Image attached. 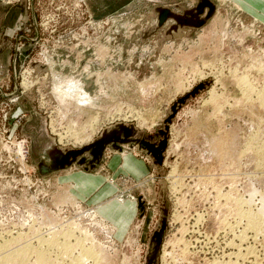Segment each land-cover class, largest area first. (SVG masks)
Wrapping results in <instances>:
<instances>
[{"label": "rangeland", "instance_id": "obj_1", "mask_svg": "<svg viewBox=\"0 0 264 264\" xmlns=\"http://www.w3.org/2000/svg\"><path fill=\"white\" fill-rule=\"evenodd\" d=\"M199 1L0 0V257L54 236L75 255L80 241L94 247L99 264H264V223L255 233L245 217L264 210V0H211L202 26L172 37L173 19L157 28L159 8L185 15ZM118 124L135 146L157 147L167 131L162 163L141 147L151 169L142 180L117 163L103 169L112 197L138 202L126 231L69 193L65 176L100 173L99 163L38 167Z\"/></svg>", "mask_w": 264, "mask_h": 264}, {"label": "crops", "instance_id": "obj_2", "mask_svg": "<svg viewBox=\"0 0 264 264\" xmlns=\"http://www.w3.org/2000/svg\"><path fill=\"white\" fill-rule=\"evenodd\" d=\"M244 1H247L248 3H245ZM237 2L240 4H251L250 0H237ZM250 9H252V7ZM188 34L190 35L191 33ZM167 41L177 42L178 39L176 37L173 40ZM161 53H163V48L160 47L155 49V54L162 55ZM14 55L16 58L17 54ZM119 144L120 146L121 144L124 146L118 149V152H114L111 155L109 154L108 157H106L107 153L104 152L102 159L98 162V166H100V173L95 171L69 172L65 177L72 182V187L70 189L71 192H69L71 195L74 196L75 194L78 198L84 200L85 202H89L94 205L98 204V210L101 215L115 223V228L118 231H126L138 213V202L132 198L120 200L112 197V195L117 191V188L113 183L115 177L111 174L110 176L112 177V181H109L107 176H103V174L108 173L103 169H107L108 167L109 169L113 168L115 167L114 164L117 163L119 170H123L125 175H129V177H132L135 180H142L151 173V169L148 167V163H150V161H147L141 156V153L143 152L140 149L143 148L130 144V142L126 145L125 143ZM138 150H140V152ZM77 175L80 179L82 177L85 178L84 181L76 179ZM110 196L112 198L104 202V198Z\"/></svg>", "mask_w": 264, "mask_h": 264}, {"label": "water", "instance_id": "obj_3", "mask_svg": "<svg viewBox=\"0 0 264 264\" xmlns=\"http://www.w3.org/2000/svg\"><path fill=\"white\" fill-rule=\"evenodd\" d=\"M205 7H208L209 10L206 16H203L202 14L204 13ZM215 10H216V5L211 0H200L198 6L194 9V11L185 9L184 10L185 15L173 9L167 7H161L157 10L158 12L157 28L161 29L168 22L169 19H173L175 23L172 24V26L170 27L171 30L168 31L169 32L168 34H170L169 37H172L173 29L178 31V28L183 26L195 27V28L202 26L213 15ZM206 85H207L206 83L200 84L195 88V90L190 95L180 99L179 102L172 107V113L167 122L171 121V118L174 116L176 111L187 100L189 96L196 94L200 89L205 88ZM123 128L124 127L121 124L115 125L114 127H110L104 130L102 135L97 139H95L92 143L87 144L81 148L65 149V150L58 148L54 149L51 153H49V160L44 161L45 160L44 159L38 165L40 173L42 175H47L51 172L59 171L67 167H71L75 163L84 164L88 162L91 166H95L102 159L108 145L112 144L119 147V143H128L131 141H135L133 138H130L129 135H125V133L123 135L122 133L120 134ZM162 135L163 138L159 142L157 146L158 148L155 146L153 147L145 140L136 141L140 147L146 148L149 151V153H151V155L154 158V162L157 164L162 163L163 152L167 145V131L165 130ZM87 152L91 155L90 158H88L85 155Z\"/></svg>", "mask_w": 264, "mask_h": 264}, {"label": "bare ground", "instance_id": "obj_4", "mask_svg": "<svg viewBox=\"0 0 264 264\" xmlns=\"http://www.w3.org/2000/svg\"><path fill=\"white\" fill-rule=\"evenodd\" d=\"M23 83V82H22ZM22 86V84H21ZM24 86V85H23ZM27 88V87H25ZM30 88V87H29ZM264 103V99H262L261 103ZM63 138V137H62ZM61 138V139H62ZM75 139H78L77 137ZM109 146V145H108ZM23 149V147H22ZM21 150V149H20ZM149 152V151H148ZM264 215V210H261V212L259 211L258 213H247L245 214V217L247 219V226L248 228H251L255 233H259L262 229V216ZM62 230V229H61ZM54 232V231H53ZM67 232V231H66ZM52 233V232H51ZM63 233V232H62ZM69 233V232H68ZM57 233H54V235ZM73 234V233H72ZM52 235V234H51ZM69 235V234H68ZM64 236L67 237V235L65 234ZM73 236V235H72ZM256 236V235H255ZM41 237V236H40ZM54 237V236H53ZM52 237V239H47V238H41L39 239L41 243L45 244L47 247L46 249H42L38 247V249H30L29 246L21 247L18 248L16 250H13L14 252L17 251L16 254L13 255L11 254L10 256L7 255V253H5V255L3 254V260L4 261H9L8 263L10 264L12 261H15L16 264V260H17V264H24L26 263L27 260H29L27 258V256L29 257L28 254H33V256H35V261H33L34 264H88V262L90 260L93 261L94 264H99L100 260V256H99V252L94 249V247L92 246H86L85 244L81 243L80 241V246H81V250L80 253L78 255L74 254V250L71 244H69V239L65 240L64 242L58 243V240H55ZM58 236H56L55 238L57 239ZM61 237V236H60ZM51 238V237H50ZM59 239V238H58ZM77 239V238H76ZM67 241V242H66ZM77 241V240H76ZM40 243V244H41ZM75 243V242H74ZM2 245V244H1ZM76 245V244H74ZM21 246V245H20ZM19 246V247H20ZM79 246V245H78ZM17 248V247H16ZM49 248H56V252L58 254H56L55 257H53V251L52 253L48 250ZM2 249V248H1ZM100 250V249H99ZM10 251V249H9ZM5 252V250H4ZM7 252V251H6ZM11 252V251H10ZM78 252V251H77ZM166 252V251H165ZM251 252V251H250ZM167 253V252H166ZM165 253V256H166ZM1 254V253H0ZM10 254V253H9ZM170 254V253H168ZM248 255V254H247ZM164 256V257H165ZM0 257V258H2ZM105 257V256H104ZM172 257V256H170ZM169 257V258H170ZM27 258V260L25 261V259ZM69 258V259H68ZM71 258V259H70ZM91 258V259H90ZM102 258V257H101ZM16 259V260H15ZM66 259H68V261H66ZM165 260V258L163 259ZM1 261V259H0ZM25 261V262H24ZM2 262V261H1ZM167 262V260H166ZM7 262L5 264H8ZM13 263V262H12ZM14 264V263H13ZM103 264V263H102ZM169 264V263H168ZM179 264V263H178ZM208 264H237L235 262H231V263H227V262H223L222 260H214ZM259 264V263H258Z\"/></svg>", "mask_w": 264, "mask_h": 264}]
</instances>
